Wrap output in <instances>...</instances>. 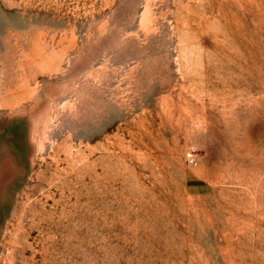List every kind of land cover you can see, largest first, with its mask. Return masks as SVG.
Wrapping results in <instances>:
<instances>
[{"label":"rangeland","instance_id":"374dc122","mask_svg":"<svg viewBox=\"0 0 264 264\" xmlns=\"http://www.w3.org/2000/svg\"><path fill=\"white\" fill-rule=\"evenodd\" d=\"M0 264H264V0H0Z\"/></svg>","mask_w":264,"mask_h":264},{"label":"built area","instance_id":"2783aa9c","mask_svg":"<svg viewBox=\"0 0 264 264\" xmlns=\"http://www.w3.org/2000/svg\"><path fill=\"white\" fill-rule=\"evenodd\" d=\"M185 161L190 165H196L198 162L197 151L195 148L190 147L185 152Z\"/></svg>","mask_w":264,"mask_h":264}]
</instances>
